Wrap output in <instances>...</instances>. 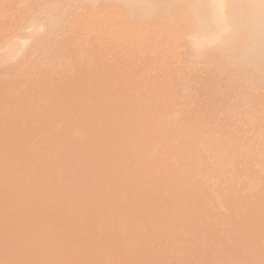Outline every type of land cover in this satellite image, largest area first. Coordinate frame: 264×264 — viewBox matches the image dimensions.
Returning <instances> with one entry per match:
<instances>
[{"label":"rangeland","instance_id":"1","mask_svg":"<svg viewBox=\"0 0 264 264\" xmlns=\"http://www.w3.org/2000/svg\"><path fill=\"white\" fill-rule=\"evenodd\" d=\"M226 3L0 0V264H264V0Z\"/></svg>","mask_w":264,"mask_h":264},{"label":"bare ground","instance_id":"2","mask_svg":"<svg viewBox=\"0 0 264 264\" xmlns=\"http://www.w3.org/2000/svg\"><path fill=\"white\" fill-rule=\"evenodd\" d=\"M211 1H213L214 2V4H215V7H216V16L218 17V21L217 20H215L216 22H217V24H218V26L219 27H215V28H220V29H218V30H220V31H226V30H228V29H230L231 28V25H229V23H228V20H227V15H226V7H227V3H226V0H211ZM260 1V0H259ZM254 2V1H253ZM252 2V3H253ZM234 4V3H233ZM248 4V3H247ZM240 5V4H239ZM242 5V4H241ZM259 5H260V3H259ZM238 6V5H237ZM248 6V5H247ZM252 7V6H251ZM261 7V6H260ZM244 11V10H243ZM239 13V12H238ZM251 13V12H250ZM264 13V12H263ZM230 14V13H229ZM242 14V13H241ZM231 15V14H230ZM242 16V15H241ZM240 16V17H241ZM255 17V16H254ZM242 18V17H241ZM261 20V19H260ZM263 20V19H262ZM253 23H255V22H253ZM252 23V24H253ZM216 24V25H217ZM248 24V23H247ZM257 24V23H256ZM260 24V23H259ZM250 25H251V23H250ZM261 25V24H260ZM254 26V25H253ZM259 26V25H258ZM255 29V28H254ZM215 30H217V29H215ZM259 30V29H258ZM245 31V30H244ZM251 31H253V30H251ZM249 33V32H248ZM257 34V33H256ZM255 36V35H254ZM229 39H227V41H228ZM231 40V39H230ZM224 41V40H223ZM226 41V40H225ZM232 41H233V39H232ZM262 41V40H261ZM196 46V44H195V41L192 39L190 42H189V50L192 52L193 50H194V47ZM218 46H220V45H218ZM223 46V45H222ZM250 46V45H249ZM233 47V46H232ZM220 48H221V46H220ZM227 48V47H226ZM259 49V48H258ZM223 51V50H222ZM231 51V50H230ZM217 53V52H216ZM215 53V57L217 58V57H219V56H216L217 54ZM224 53V52H223ZM244 53V52H243ZM222 53H220V56H222L221 55ZM238 54H241V53H238ZM254 55V54H253ZM213 56H214V54H213ZM236 56V55H235ZM215 58V59H216ZM220 58V57H219ZM224 58V57H223ZM237 58V57H236ZM220 60V59H219ZM241 60V59H240ZM246 62H248V61H246ZM239 65V64H238ZM256 65V64H255ZM241 69V68H240ZM256 74V73H255ZM254 75V74H253ZM261 76V75H260ZM241 77V76H240ZM255 77V76H254ZM256 79V78H255ZM78 83H79V81H78ZM246 83V82H245ZM84 84V82H82L81 84H80V86H82ZM259 84V83H258ZM246 87V86H245ZM251 87V86H250ZM71 91H68V90H65V92H64V94H65V96L67 95V94H69ZM77 92H80V91H77ZM249 93V92H248ZM254 93V92H253ZM247 94V93H246ZM250 94V93H249ZM254 95V94H253ZM254 97V96H253ZM252 97V98H253ZM258 97V96H257ZM253 100V99H252ZM250 102H252V101H250ZM254 102V101H253ZM251 104H253V103H251ZM258 104V103H257ZM258 106V105H257ZM260 106V105H259ZM261 108V107H260ZM263 120H264V118H263ZM251 121V120H250ZM249 122V121H248ZM264 122V121H263ZM257 123V122H256ZM261 123V122H260ZM94 124V123H93ZM260 125V124H259ZM262 125V124H261ZM249 126V125H248ZM255 127V126H254ZM256 128V127H255ZM242 129H243V127H242ZM241 129V130H242ZM244 129H246V128H244ZM260 129V128H259ZM262 129V128H261ZM239 130V129H238ZM238 130H235V131H238ZM247 130V129H246ZM250 130H251V128H250ZM253 131V130H252ZM262 131V130H261ZM251 132V131H250ZM249 132V133H250ZM257 132V131H256ZM242 134H244V133H242ZM246 134V133H245ZM93 135V134H92ZM253 136V135H252ZM94 137V135L92 136V138ZM237 137H240V136H237ZM244 137V136H243ZM92 138H90V139H92ZM89 139V140H90ZM246 139V138H245ZM260 140V139H259ZM248 141V140H247ZM254 144V143H253ZM227 150H228V148H227ZM224 151V150H223ZM226 152V151H225ZM214 156V155H213ZM240 156H242L243 157V162L245 163V164H247V166H248V164H249V167H250V165H254V166H257V159H256V157H255V154H254V150H253V148H251V149H249V148H247L244 152H243V154L242 155H240ZM227 157V156H226ZM219 158V157H218ZM216 159V158H215ZM222 161V160H221ZM224 163V162H223ZM259 163H260V161H259ZM263 164H264V161H263ZM246 167V166H245ZM244 168V167H243ZM262 168H263V166H262ZM261 169V168H260ZM242 170V169H241ZM263 171H264V168L262 169ZM244 172V171H243ZM241 177V176H240ZM86 191H87V189H86ZM245 245V244H244ZM240 249H242V247L240 248ZM231 251V250H230ZM15 259V258H14Z\"/></svg>","mask_w":264,"mask_h":264}]
</instances>
